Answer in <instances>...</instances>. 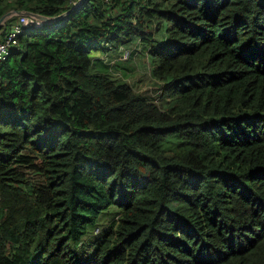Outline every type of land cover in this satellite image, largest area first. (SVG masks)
Masks as SVG:
<instances>
[{
  "label": "trees",
  "instance_id": "obj_1",
  "mask_svg": "<svg viewBox=\"0 0 264 264\" xmlns=\"http://www.w3.org/2000/svg\"><path fill=\"white\" fill-rule=\"evenodd\" d=\"M136 43L161 104L112 73ZM0 212V264H264V0H83L29 29L0 64Z\"/></svg>",
  "mask_w": 264,
  "mask_h": 264
},
{
  "label": "rangeland",
  "instance_id": "obj_2",
  "mask_svg": "<svg viewBox=\"0 0 264 264\" xmlns=\"http://www.w3.org/2000/svg\"><path fill=\"white\" fill-rule=\"evenodd\" d=\"M161 36V34H158ZM155 41L160 42L161 37L155 36ZM138 47H136L135 54L133 58L127 62V63H120L118 64L119 69L113 70L112 73L115 78L118 79H125L128 78L129 82L132 84V86L140 91V92H147L148 97L155 101L158 104H161L160 98H159V91L161 87V83L154 79L151 75V63L148 57L145 55V50L143 49L142 45L139 48V44L136 43ZM136 45V46H137ZM133 48H135L133 46ZM94 61H93V72H107L108 66L105 65L104 61L101 60V53H94ZM122 55L123 59H126L129 55V50H124L122 54H119L117 56ZM116 56V55H115ZM128 73V76L124 75V72ZM3 214L0 212V220H2ZM106 224H103L101 228L105 227Z\"/></svg>",
  "mask_w": 264,
  "mask_h": 264
},
{
  "label": "built area",
  "instance_id": "obj_3",
  "mask_svg": "<svg viewBox=\"0 0 264 264\" xmlns=\"http://www.w3.org/2000/svg\"><path fill=\"white\" fill-rule=\"evenodd\" d=\"M82 1L83 0H72V3L76 8ZM42 25V22L35 17L26 14H17L16 20L2 32L0 38V64L6 61L13 52L19 49L21 37L29 29L38 28Z\"/></svg>",
  "mask_w": 264,
  "mask_h": 264
},
{
  "label": "water",
  "instance_id": "obj_4",
  "mask_svg": "<svg viewBox=\"0 0 264 264\" xmlns=\"http://www.w3.org/2000/svg\"><path fill=\"white\" fill-rule=\"evenodd\" d=\"M74 9H75V7H73L69 11L64 12V13H62L60 15H57V16H46V15H43V14L34 13V12H31V11H27V10L18 11V10L12 9V10L6 12L5 14H3L0 17V30L4 26L5 22L8 19H10L11 17H13V16H15L17 14H26V15L35 17L36 19L40 20L45 25H51L52 23L63 19L66 15H68Z\"/></svg>",
  "mask_w": 264,
  "mask_h": 264
},
{
  "label": "clouds",
  "instance_id": "obj_5",
  "mask_svg": "<svg viewBox=\"0 0 264 264\" xmlns=\"http://www.w3.org/2000/svg\"><path fill=\"white\" fill-rule=\"evenodd\" d=\"M16 16V15H15ZM40 21V20H39ZM43 24V23H42Z\"/></svg>",
  "mask_w": 264,
  "mask_h": 264
}]
</instances>
